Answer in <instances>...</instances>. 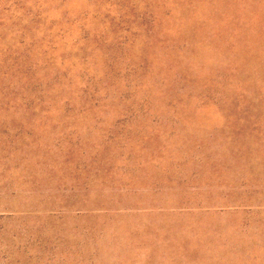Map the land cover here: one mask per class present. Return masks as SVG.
<instances>
[{
    "label": "rangeland",
    "instance_id": "rangeland-1",
    "mask_svg": "<svg viewBox=\"0 0 264 264\" xmlns=\"http://www.w3.org/2000/svg\"><path fill=\"white\" fill-rule=\"evenodd\" d=\"M0 264H264V0H0Z\"/></svg>",
    "mask_w": 264,
    "mask_h": 264
}]
</instances>
